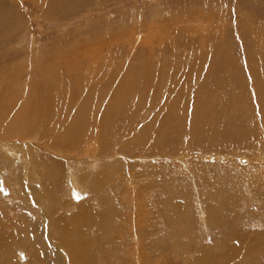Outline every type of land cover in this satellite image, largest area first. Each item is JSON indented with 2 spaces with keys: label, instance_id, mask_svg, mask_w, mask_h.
<instances>
[{
  "label": "rangeland",
  "instance_id": "1",
  "mask_svg": "<svg viewBox=\"0 0 264 264\" xmlns=\"http://www.w3.org/2000/svg\"><path fill=\"white\" fill-rule=\"evenodd\" d=\"M0 207V264H264V0H0Z\"/></svg>",
  "mask_w": 264,
  "mask_h": 264
},
{
  "label": "bare ground",
  "instance_id": "2",
  "mask_svg": "<svg viewBox=\"0 0 264 264\" xmlns=\"http://www.w3.org/2000/svg\"><path fill=\"white\" fill-rule=\"evenodd\" d=\"M38 2V1H37ZM43 2H44V0H43ZM40 3H41V1H40ZM39 3V4H40ZM6 14V13H5ZM3 16V15H2ZM37 106V105H36ZM31 107V106H30ZM35 106H33V108H34ZM32 111V110H31ZM91 140V139H90ZM89 140V141H90ZM35 144V143H34ZM95 144V143H94ZM44 145V144H43ZM42 145V146H43ZM86 146V145H85ZM36 147H38L37 145H36ZM88 147H90L91 148V150L93 151V149L95 150V147H96V145L95 146H93V142L91 143L90 142V145L88 146ZM26 151L27 152H29V151H31V148L29 147H27L26 148ZM36 161L37 160H35V159H33V158H31V160H29V165H27L25 168H27L28 169V173H27V175H31V177H32V175H39V174H41V173H43V174H46V175H48V173L47 172H45L43 169L40 171V170H37V168H36V165H37V163H36ZM34 169L36 170V172L34 171ZM46 171H48L49 169L48 168H44ZM106 170V169H105ZM106 174V173H105ZM53 175V174H52ZM99 174H97L96 176H98ZM58 176L59 175H57V177L56 178H58ZM102 182H104V181H102ZM79 186V185H78ZM216 197V196H215ZM1 208V207H0ZM78 209H79V212H78V210H77V212H78V216L77 215H73V216H71V217H69L68 218V220L67 221H65L64 223L67 225V226H70V228L74 225V226H76L79 222H80V220L82 221L83 219V215H85V213H87V215H91V217L92 216H96V215H93V213L92 212H90L89 210H84V209H87L86 208V205L84 204V202H83V205H82V203H81V205L78 207ZM89 209V208H88ZM84 210V211H83ZM91 210V209H90ZM74 212V211H73ZM95 213V212H94ZM96 214V213H95ZM88 218H90V217H88ZM87 218V219H88ZM15 220V219H14ZM100 220V219H99ZM10 221V220H9ZM56 222V221H55ZM55 222L53 223V226H55ZM5 224V223H4ZM19 224H21V222L19 223ZM19 224H17V225H19ZM23 224V223H22ZM1 225V224H0ZM12 226V225H11ZM16 226V225H15ZM14 226V227H15ZM51 226H52V224H51ZM56 226H59L58 224L56 225ZM80 226H82V225H80ZM93 226V225H92ZM14 227H12V228H14ZM24 227H25V225H24ZM23 227V228H24ZM51 229V228H50ZM72 229V228H71ZM70 229V230H71ZM13 230V229H12ZM24 230V229H23ZM85 230V229H84ZM22 231V230H21ZM88 232V231H87ZM54 233L56 234V232L54 231ZM69 233V232H68ZM14 235H15V231H14ZM75 236H76V234H75ZM27 238V237H26ZM79 241V240H78ZM82 244V243H81ZM67 245V244H66ZM79 249V248H78ZM74 251V250H73ZM76 252V251H75ZM71 255V254H70ZM210 260V259H209ZM65 262V261H64Z\"/></svg>",
  "mask_w": 264,
  "mask_h": 264
}]
</instances>
